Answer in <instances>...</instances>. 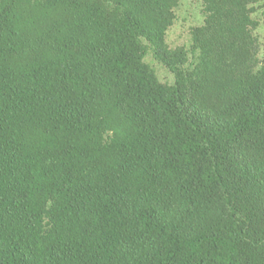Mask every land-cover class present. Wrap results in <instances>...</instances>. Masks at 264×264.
I'll return each instance as SVG.
<instances>
[{
	"label": "trees",
	"instance_id": "16d2710c",
	"mask_svg": "<svg viewBox=\"0 0 264 264\" xmlns=\"http://www.w3.org/2000/svg\"><path fill=\"white\" fill-rule=\"evenodd\" d=\"M202 1L188 54L180 0H0V264H264L254 10Z\"/></svg>",
	"mask_w": 264,
	"mask_h": 264
},
{
	"label": "rangeland",
	"instance_id": "374dc122",
	"mask_svg": "<svg viewBox=\"0 0 264 264\" xmlns=\"http://www.w3.org/2000/svg\"><path fill=\"white\" fill-rule=\"evenodd\" d=\"M249 4L253 8L251 14L255 27L253 36L258 43V57H264V0H251ZM174 20L165 34V42L170 49L183 47L188 51L191 49L193 33L198 29L203 21V1L202 0H180L174 9ZM143 61L149 65L152 72L163 84H171L173 75L160 63L146 47Z\"/></svg>",
	"mask_w": 264,
	"mask_h": 264
}]
</instances>
